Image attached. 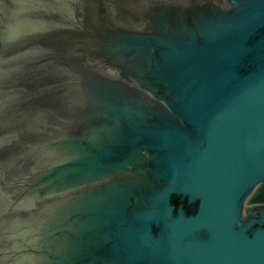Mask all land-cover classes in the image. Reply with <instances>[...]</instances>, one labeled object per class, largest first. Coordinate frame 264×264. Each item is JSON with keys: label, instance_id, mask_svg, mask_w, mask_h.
<instances>
[{"label": "water", "instance_id": "95a60500", "mask_svg": "<svg viewBox=\"0 0 264 264\" xmlns=\"http://www.w3.org/2000/svg\"><path fill=\"white\" fill-rule=\"evenodd\" d=\"M0 264H264V0H0Z\"/></svg>", "mask_w": 264, "mask_h": 264}]
</instances>
